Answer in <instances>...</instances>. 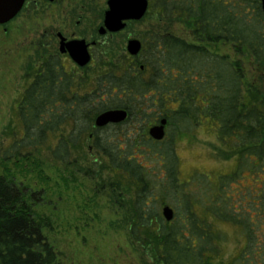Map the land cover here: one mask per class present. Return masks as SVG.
<instances>
[{
  "label": "trees",
  "instance_id": "1",
  "mask_svg": "<svg viewBox=\"0 0 264 264\" xmlns=\"http://www.w3.org/2000/svg\"><path fill=\"white\" fill-rule=\"evenodd\" d=\"M148 2L149 12L169 25L183 23L194 39L171 32L143 34L133 63L115 59V97L107 72V97L94 104L88 95L82 105H55L46 77L39 84L29 81L16 107L19 131H13L2 161L38 167L44 152L54 163L77 167L94 157L98 171L111 176L109 197L117 227H126L131 243L156 264H264L260 0ZM224 47L233 55L220 53ZM26 76L32 77L31 67ZM112 109L126 110V120L96 128L95 118ZM162 119L165 137L154 141L148 129ZM203 125H209L220 145L215 157L233 160V169L215 178L196 173L181 182L175 139ZM3 170L0 264H63L46 232L50 219L35 208L42 200L36 199L40 192H29L7 167ZM156 170L165 175L155 179ZM167 199L174 208L170 222L159 213ZM222 225L239 233L241 244L230 256L224 250L229 236Z\"/></svg>",
  "mask_w": 264,
  "mask_h": 264
},
{
  "label": "rangeland",
  "instance_id": "2",
  "mask_svg": "<svg viewBox=\"0 0 264 264\" xmlns=\"http://www.w3.org/2000/svg\"><path fill=\"white\" fill-rule=\"evenodd\" d=\"M31 1L28 0L29 4ZM97 6L106 10L104 1H99ZM37 28L39 25L34 13L27 9L22 10L10 24L0 26V174L7 167L16 181L26 186L29 192L42 194L36 195V199L41 197L42 200L35 208L50 219V232H46L63 264H156L148 254L131 243L126 227H117L115 208L109 197L108 181L111 176L107 170L98 171L100 164H92V160L97 162L94 157L80 161L77 167L54 163L44 152L38 156V167L29 164L18 167L19 163L2 161L3 151L12 142L13 131L20 128L16 100L29 81L26 76L28 69L34 65ZM148 31L171 32L187 41L194 39L183 23L169 25L148 11L140 22L128 25L115 35V59L126 58L127 41ZM103 47L104 51L112 49L113 40L105 39ZM219 52L233 55L229 47L220 48ZM108 131L113 133V129ZM19 136L17 132L16 137ZM175 140L181 182L190 180L196 173L215 178L233 169V160L224 161L215 157L220 145L209 125ZM39 167L42 177L38 176ZM154 174L155 179L165 175L159 170ZM165 201L174 211L169 199ZM119 212L117 219L122 216ZM221 228L229 236L224 250L226 256H230L241 244L239 233L229 225H222Z\"/></svg>",
  "mask_w": 264,
  "mask_h": 264
},
{
  "label": "flooded vegetation",
  "instance_id": "3",
  "mask_svg": "<svg viewBox=\"0 0 264 264\" xmlns=\"http://www.w3.org/2000/svg\"><path fill=\"white\" fill-rule=\"evenodd\" d=\"M99 1L106 3L107 10L108 0H32L30 4L24 0L16 16L0 24H10L25 9L34 13L39 28L34 40L36 50L29 81L39 84L46 77L55 105H82L88 95L93 96L92 104L104 101L107 97L104 95V75L107 72L111 74L112 95L115 97V35L144 17L138 21H127L126 27L119 32H110L104 29L106 10L97 6ZM141 36L132 39L138 40L142 48ZM105 39L113 40L112 49L104 51ZM71 44L76 48L85 46L89 56L87 63L81 65L73 58L75 55L70 52ZM139 53L136 56L127 53L126 59L133 63ZM25 87L16 100V106L22 99Z\"/></svg>",
  "mask_w": 264,
  "mask_h": 264
},
{
  "label": "water",
  "instance_id": "4",
  "mask_svg": "<svg viewBox=\"0 0 264 264\" xmlns=\"http://www.w3.org/2000/svg\"><path fill=\"white\" fill-rule=\"evenodd\" d=\"M23 3L24 0H0V24H4L15 17ZM260 4L264 13V0H260ZM147 10L148 0H108L107 10L104 14V29L110 32H119L126 27L127 21H138L143 18ZM126 50L131 56H136L141 50V43L131 39L127 42ZM70 52L75 55L73 58H76L81 65L89 61L84 45L81 48H76V45L71 44ZM126 118L127 111L124 109L106 110L95 118L94 126L103 128L122 123ZM165 126V119L151 126L148 129L149 137L154 141H161L165 137ZM161 215L166 222H170L174 217V211L166 205L162 207Z\"/></svg>",
  "mask_w": 264,
  "mask_h": 264
}]
</instances>
